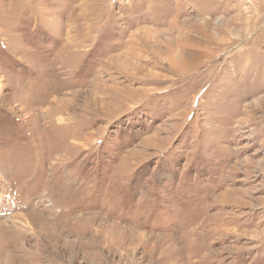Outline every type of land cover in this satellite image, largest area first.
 Returning <instances> with one entry per match:
<instances>
[{"label": "rangeland", "instance_id": "obj_1", "mask_svg": "<svg viewBox=\"0 0 264 264\" xmlns=\"http://www.w3.org/2000/svg\"><path fill=\"white\" fill-rule=\"evenodd\" d=\"M0 264H264V0H0Z\"/></svg>", "mask_w": 264, "mask_h": 264}]
</instances>
